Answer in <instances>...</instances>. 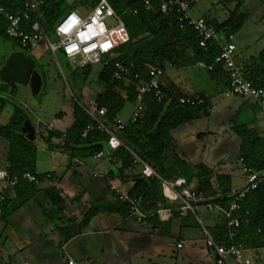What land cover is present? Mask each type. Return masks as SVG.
<instances>
[{
  "label": "trees",
  "instance_id": "1",
  "mask_svg": "<svg viewBox=\"0 0 264 264\" xmlns=\"http://www.w3.org/2000/svg\"><path fill=\"white\" fill-rule=\"evenodd\" d=\"M39 1L36 14L45 32V27L55 25L59 17L63 15L62 9L66 0H42V3ZM108 1L114 10L122 7L128 11V14L123 17V23L129 34V41L117 48L115 57L111 61L106 65H99L97 82L101 85V92L96 95L91 105L96 114L80 104L75 96L68 95L65 101L67 107L71 109L70 115L58 114L60 118L66 117L68 129L64 132L44 129L45 133L42 132L40 138L49 150L66 155L69 163L93 159L96 154L105 152L106 157L110 158L112 167L109 171L110 177L121 183L133 182L127 195L138 201V208L142 212H152L168 207V204L161 194L160 180L157 177H144L141 167L134 162L133 155L148 165L164 181L170 182L183 177L189 183L193 178L198 179V188L194 192L201 199L193 206L211 204L214 206L213 209L222 216L219 223L210 231L214 241L224 246L242 244L248 248H262L264 245V184L250 191L241 201V210L237 213L241 216L239 226L233 229L234 236L229 238V228L222 211L227 210L230 200V176L216 173L203 164H197L191 168L175 152L177 145L172 132L186 123L200 117H207L210 104L195 107L179 104L178 98L184 95L172 85L163 86V92L166 94L164 100L157 101L152 95H146L143 117L134 123L124 124L122 130L116 131L122 146L111 150L108 146L109 136L97 130L90 132L86 137L81 136L86 125L94 124L90 114L104 124H108L118 116L124 104L134 103L136 81L132 78L116 81L113 78L116 61L132 63L134 72H138L144 79L149 67L164 68L169 63L172 66L195 67L198 61L212 64L219 52L217 45L212 42L208 43L206 50L198 51V37L195 32L189 26H181L174 13L165 15L160 12L162 0ZM188 1L191 5L193 0ZM243 1L236 0L235 9L223 23L205 18L206 22L217 30L227 28L226 31L235 37L246 19L245 15L237 13V7ZM24 4V0H0V5L14 15L25 13ZM4 26L5 21L0 18V36L9 39L5 34ZM11 41L19 46L18 41ZM187 51L191 52V56L186 55ZM92 66L94 65L73 69V77L85 83L91 74ZM242 67L245 78L264 89V49L255 60ZM205 71L212 80L220 84V89L225 86L226 74L220 66L215 65L212 71ZM84 90L85 88L78 90L82 98H85ZM6 103L7 101L0 97V114ZM261 105L264 110V95ZM26 120L28 117L22 109L13 104V113L9 122L5 126L0 125V137L8 141L9 167L7 170L11 175L19 176L24 172L35 174L36 146L21 132ZM235 120L234 118L231 123L230 131L239 140L238 157L242 160L241 163L253 170H261L264 167V138L259 137L253 129L236 124ZM45 176L36 175L37 182ZM213 181L216 184L215 187ZM23 187L32 190L35 188V183L22 182L14 190H20ZM44 194L50 203L57 207V210L63 208L64 199L54 187L47 189ZM30 196H26L19 205ZM113 198V202L105 198L92 201L78 225L67 226L62 230L64 240L70 239L86 228L91 218L98 213L118 214L122 219L132 215L131 207L127 202L120 200L118 194H115ZM3 202L4 200L1 204ZM14 207H10L6 215L13 211ZM176 212L179 211H173L174 214ZM3 218L5 216H2ZM154 219L155 217L151 216L149 221Z\"/></svg>",
  "mask_w": 264,
  "mask_h": 264
},
{
  "label": "crops",
  "instance_id": "2",
  "mask_svg": "<svg viewBox=\"0 0 264 264\" xmlns=\"http://www.w3.org/2000/svg\"><path fill=\"white\" fill-rule=\"evenodd\" d=\"M195 4L198 7L193 6ZM221 4L222 0H193L191 2V15L194 18L204 17L217 23H223L229 17L230 11ZM235 4L236 0H229L227 5L234 7ZM242 5L243 3L237 8V12L241 14L243 13L239 9ZM76 8L78 7L73 9ZM31 52L28 56L32 58ZM186 55L191 56V52L187 51ZM234 58L237 64L246 66L257 57H242L239 52L237 53L236 47ZM3 65L2 63L0 68ZM160 82L162 86L172 85L183 95L209 96L211 103L207 117L211 116L215 102L221 96L216 95L220 84L212 80L204 69L194 66L173 65L172 68L165 71ZM230 99H235L234 103L227 110H223L218 115L219 117L215 118V121L225 123L226 128L230 131V124L235 118L238 124L253 129L259 137H263L264 110L262 105L247 98L232 97ZM255 106L260 109L258 116L254 114ZM12 113L13 106H7L6 103L0 114V125L5 126ZM59 113L68 116L71 109L67 106L61 107L54 114L53 122L44 125L43 128H40L41 122L38 118L31 117L28 119L35 129L33 141L36 146L35 174L46 176L35 183V188L32 190L23 187L20 190L11 189L4 193V202L0 205V264H68L69 260H72L73 264H133L129 260L128 254L130 253L126 246H135L137 253H140L142 246L145 245L143 237L145 235L164 234L173 236L175 249L183 251L185 240L181 237V228L183 225L182 216L184 217V215H181L180 212L172 213L171 219L164 223L158 222L155 216L153 221H149L154 211H141L143 216L139 219L134 215L122 219L118 214L98 213L91 218L86 228L70 239L64 240L62 230L67 226L78 225L92 201L105 198V200L113 202V197L117 193L110 189V184L115 186L119 193L127 194L132 188L133 182L121 183L115 178L112 179L109 175L112 167L108 157L109 169L100 175L87 160L69 163L66 155L49 150L40 138V134L45 133L44 129L64 132L69 127L66 117H58ZM200 134L203 136L206 133H199V138L202 137ZM177 148L175 152L179 155ZM7 154L8 141L0 137V170L9 164ZM105 156L106 153L103 152L102 157L93 158V160L97 161ZM218 160V165L213 170L216 173L230 176L231 189L241 186L244 178L241 172L238 148L233 158H220ZM234 161L237 163V168L233 166ZM185 163L187 164L186 161ZM160 184L161 194L164 196L165 191L170 189L163 183L160 182ZM189 185L190 181L188 187L192 190ZM51 187H54L64 199L61 210H57V207L52 205L44 194ZM26 196L30 197L19 205ZM174 197L175 199L171 200H165L163 197L168 207L180 206L179 197L175 193ZM13 206H15L13 211L6 215L10 207ZM203 206L205 207V205ZM2 216L5 218L2 219ZM65 223L67 225H64ZM121 237L127 239L125 240L126 244L123 243ZM178 242H181V248L176 247ZM250 249L253 250L249 253L252 260L251 264H264L259 262L257 255L259 252L264 253V251L261 248ZM140 259L143 261L142 258ZM210 259L214 262L211 254ZM177 262L175 264H178Z\"/></svg>",
  "mask_w": 264,
  "mask_h": 264
},
{
  "label": "built area",
  "instance_id": "3",
  "mask_svg": "<svg viewBox=\"0 0 264 264\" xmlns=\"http://www.w3.org/2000/svg\"><path fill=\"white\" fill-rule=\"evenodd\" d=\"M24 1L25 13L23 15H14L0 5V18L5 21L4 31L6 36L11 40L18 41L19 47L26 53L37 48L41 42L45 43L57 65L58 62L55 56L57 51L61 52L73 66V69H82L87 65H106L115 57L117 48L129 41V34L122 19L114 12L107 0H96L93 7L85 4L83 7L65 12L54 25L56 38L54 42L47 38L36 14V6L31 0ZM39 3H42V0ZM159 10L165 15L171 12L174 13L181 26H189L195 32L198 37V51L201 49L206 50L210 42L217 45L219 52L213 63L206 64L198 61L195 67L212 71L215 65H218L223 69L226 74V83L221 89V96L247 98L261 104L264 89L246 79L244 68L235 62V37L226 31L227 28L217 30L214 26L208 24L204 17L194 18L191 15V5L188 0H162ZM108 20H112L113 25L107 24ZM172 67L170 63L164 68L149 67L146 71V78L143 79L138 72H134L132 63L119 61L114 63L113 78L116 81H126L128 78L136 81L135 109L132 112L130 123H134L143 117L146 95H152L157 101L166 98L160 79L165 71ZM58 68L60 70L59 66ZM178 102L182 105L195 107L210 104L211 99L209 96L184 95L178 98ZM90 116L93 118L94 124L86 125L82 131V137H86L90 132L97 130L109 136L108 146L111 150L123 145L117 137L116 131L122 130L125 125L120 122L118 116L114 117L108 124H104L91 114ZM102 155L103 153L100 152L94 158L98 159ZM133 159L141 167V173L144 177H157L180 199V206L159 208L151 214L156 217L158 222H167L171 219L174 210L179 211L181 215L188 211L194 213L193 205L201 198L189 189L184 178L179 177L170 182L164 181L135 155H133ZM241 161L240 159V163ZM8 167L9 165L0 170V204L4 200V193L14 189L20 183H37L35 174L24 172L19 176L11 175L7 170ZM241 172L244 178L243 183L238 188L230 190L228 208L222 211L226 219V225L229 228V238L234 236L233 229L239 226L241 216L237 213L241 210V201L250 191L264 184V167L256 171L241 163ZM110 189L119 195L120 200L130 205L132 215L138 217V219L143 216L138 208L137 200L129 198L127 194L119 193L115 186L111 184ZM205 207L210 212L214 206L207 204ZM203 232L205 244L210 250L215 264H231L230 261H233L234 264H251L252 260L249 253L253 250L242 244H230L228 246L217 244L209 232L205 229ZM181 246V242L176 244L177 248H181ZM261 249L264 251V245ZM68 264H73V261L69 260Z\"/></svg>",
  "mask_w": 264,
  "mask_h": 264
},
{
  "label": "rangeland",
  "instance_id": "4",
  "mask_svg": "<svg viewBox=\"0 0 264 264\" xmlns=\"http://www.w3.org/2000/svg\"><path fill=\"white\" fill-rule=\"evenodd\" d=\"M31 2L37 7L38 0H31ZM228 2L229 0H222L221 6L225 5L231 13L237 3L233 7V5H227ZM95 3L96 1L94 2V0H66L62 11L65 12L74 7H83L85 4L93 7ZM242 3L243 5L239 11H242L246 19L241 29L236 32L234 43L237 47V53L239 52L242 57H257L264 49V0H244ZM109 4L111 5L110 2ZM193 6L198 7L197 4ZM114 12L120 16L122 21L123 17L128 14V11L122 7L114 10ZM107 24L113 25L112 20H108ZM45 34L51 42L56 41L54 25L45 27ZM17 54L29 55L10 39L0 36V65L2 63L5 64L9 57ZM30 55L35 61L34 69L41 76L42 86L40 92L38 95H33L28 84H11L0 81V97L7 101V106H13L14 104L20 107L28 119H31V117L38 118L41 122L40 128L53 122L54 114L61 107L68 106L65 101L68 95L75 96L80 104L93 111L91 105L94 103L96 95L101 92V85L97 82V75L100 71L99 65L91 67V74L88 80L83 83L73 77V66L59 51L55 53L58 65L56 64L45 43H40ZM14 87L16 88L14 89ZM83 88H85V98L79 96L78 92V90L80 91ZM216 95H221L220 88L216 91ZM218 98L210 117H200L178 127L172 132L176 147L179 150V156L181 155V158L191 168L197 164H203L207 168L215 169L218 165V159H231V157L233 158L236 155L239 143L238 138L226 128L225 123L215 121V118H218V115L223 110H227L235 99L223 96ZM134 109L135 105L133 102L124 104L118 114L122 124L129 123ZM258 110L260 109L255 106V116H258ZM234 122L238 124L236 120ZM201 132L206 134L199 138L198 134ZM87 161L100 175L109 169V162L106 156L97 161L93 159H87ZM233 166L237 168L235 161ZM189 186L192 191H195L198 188V179H191ZM213 186H216L214 181ZM163 197L165 200L175 199L174 193L170 190L165 191ZM194 210L195 214L188 211L183 214L184 217L182 216L181 237L185 240L183 251L175 249V238L173 236L164 234L145 235L143 236L145 245L142 246L140 253H137V247L126 246L130 253L128 254L129 260L133 264H175L176 261H178V264H215L210 259V250L205 244L203 230L205 229L210 233L211 229L222 219V216L216 210L208 213L203 205L194 206ZM64 225H67V223ZM121 240L126 244L125 240L127 239L125 237H121ZM257 255L259 262L264 263V253L259 252ZM140 258L143 261H140ZM230 263L234 264L233 261H230Z\"/></svg>",
  "mask_w": 264,
  "mask_h": 264
},
{
  "label": "water",
  "instance_id": "5",
  "mask_svg": "<svg viewBox=\"0 0 264 264\" xmlns=\"http://www.w3.org/2000/svg\"><path fill=\"white\" fill-rule=\"evenodd\" d=\"M34 67L35 61L30 56L24 54L12 56L0 69V81L4 83L28 84L31 93L38 95L42 86V80ZM21 132L29 141H34L35 129L29 120L24 122Z\"/></svg>",
  "mask_w": 264,
  "mask_h": 264
}]
</instances>
